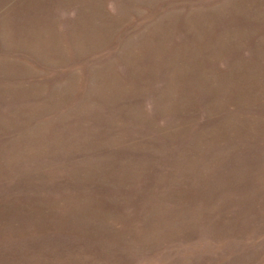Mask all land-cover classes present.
<instances>
[{
    "label": "rangeland",
    "instance_id": "rangeland-1",
    "mask_svg": "<svg viewBox=\"0 0 264 264\" xmlns=\"http://www.w3.org/2000/svg\"><path fill=\"white\" fill-rule=\"evenodd\" d=\"M0 264H264V0H0Z\"/></svg>",
    "mask_w": 264,
    "mask_h": 264
}]
</instances>
